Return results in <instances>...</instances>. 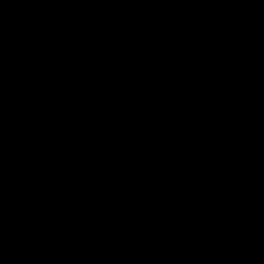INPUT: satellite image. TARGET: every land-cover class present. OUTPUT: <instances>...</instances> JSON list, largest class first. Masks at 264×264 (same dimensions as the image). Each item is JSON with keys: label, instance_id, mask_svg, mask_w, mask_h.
Segmentation results:
<instances>
[{"label": "water", "instance_id": "95a60500", "mask_svg": "<svg viewBox=\"0 0 264 264\" xmlns=\"http://www.w3.org/2000/svg\"><path fill=\"white\" fill-rule=\"evenodd\" d=\"M0 264H264V0H0Z\"/></svg>", "mask_w": 264, "mask_h": 264}]
</instances>
